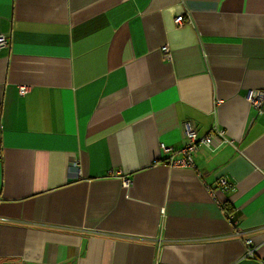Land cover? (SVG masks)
Returning a JSON list of instances; mask_svg holds the SVG:
<instances>
[{
	"label": "crops",
	"instance_id": "obj_1",
	"mask_svg": "<svg viewBox=\"0 0 264 264\" xmlns=\"http://www.w3.org/2000/svg\"><path fill=\"white\" fill-rule=\"evenodd\" d=\"M0 36V264H264V0H0ZM187 122L233 143L173 167Z\"/></svg>",
	"mask_w": 264,
	"mask_h": 264
},
{
	"label": "built area",
	"instance_id": "obj_2",
	"mask_svg": "<svg viewBox=\"0 0 264 264\" xmlns=\"http://www.w3.org/2000/svg\"><path fill=\"white\" fill-rule=\"evenodd\" d=\"M185 22L184 17L180 16L176 18L175 23L180 26ZM9 47V41L5 36H0V48ZM162 54L165 58L171 59V54L169 48L164 46L162 48ZM30 88L28 86H20L19 92L20 95L25 96L29 93ZM248 102L258 110L259 114L263 113L264 108V91H252L248 95ZM185 138L187 144L181 149H174L167 147L164 144L161 145V152L163 155L169 156V158L174 157L177 153L182 154L183 158L180 160H167L170 165L173 167H188L192 166V156L199 149L207 148L212 152L220 149L225 144H232L233 142L227 139L223 131H216L213 134L200 136L197 131L194 129L193 125L190 122H187L185 125ZM222 185H227V182L221 180ZM123 184L125 187H128L130 180L124 178ZM253 241L250 239L247 241L246 245L251 247ZM252 254L253 250L249 251Z\"/></svg>",
	"mask_w": 264,
	"mask_h": 264
}]
</instances>
